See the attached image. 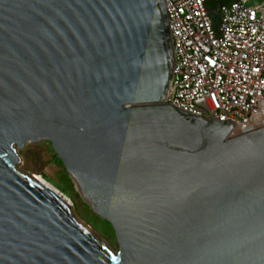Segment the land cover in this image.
I'll use <instances>...</instances> for the list:
<instances>
[{
  "label": "water",
  "instance_id": "95a60500",
  "mask_svg": "<svg viewBox=\"0 0 264 264\" xmlns=\"http://www.w3.org/2000/svg\"><path fill=\"white\" fill-rule=\"evenodd\" d=\"M171 65L162 0H0V264H264V115L173 107ZM40 141L115 250L17 167Z\"/></svg>",
  "mask_w": 264,
  "mask_h": 264
},
{
  "label": "built area",
  "instance_id": "2783aa9c",
  "mask_svg": "<svg viewBox=\"0 0 264 264\" xmlns=\"http://www.w3.org/2000/svg\"><path fill=\"white\" fill-rule=\"evenodd\" d=\"M162 0L172 65L164 102L244 125L264 115V0ZM206 12V13H205Z\"/></svg>",
  "mask_w": 264,
  "mask_h": 264
},
{
  "label": "rangeland",
  "instance_id": "374dc122",
  "mask_svg": "<svg viewBox=\"0 0 264 264\" xmlns=\"http://www.w3.org/2000/svg\"><path fill=\"white\" fill-rule=\"evenodd\" d=\"M20 163L18 168L41 179L59 191L70 203L75 217L99 236L105 244L115 250V242L110 226L98 218L81 200L73 189V184L58 158L46 141L26 143L16 149Z\"/></svg>",
  "mask_w": 264,
  "mask_h": 264
},
{
  "label": "trees",
  "instance_id": "16d2710c",
  "mask_svg": "<svg viewBox=\"0 0 264 264\" xmlns=\"http://www.w3.org/2000/svg\"><path fill=\"white\" fill-rule=\"evenodd\" d=\"M227 1H229V0H220V2H219V4H221V3H224V2H227ZM213 4H214V1H208L207 2V9L209 10V11H211V9L213 8ZM210 16H211V21H212V25L215 27L216 25H217V15H215V17H214V19H212V14L210 13Z\"/></svg>",
  "mask_w": 264,
  "mask_h": 264
},
{
  "label": "bare ground",
  "instance_id": "6f19581e",
  "mask_svg": "<svg viewBox=\"0 0 264 264\" xmlns=\"http://www.w3.org/2000/svg\"><path fill=\"white\" fill-rule=\"evenodd\" d=\"M43 180V179H42ZM46 182V181H45ZM47 183V182H46ZM48 184V183H47ZM51 186V185H50ZM53 188V187H52ZM57 192H59V191H57ZM60 193V192H59ZM61 194V193H60ZM64 196V195H63Z\"/></svg>",
  "mask_w": 264,
  "mask_h": 264
},
{
  "label": "flooded vegetation",
  "instance_id": "af4514ba",
  "mask_svg": "<svg viewBox=\"0 0 264 264\" xmlns=\"http://www.w3.org/2000/svg\"><path fill=\"white\" fill-rule=\"evenodd\" d=\"M210 1H215V0H210Z\"/></svg>",
  "mask_w": 264,
  "mask_h": 264
}]
</instances>
